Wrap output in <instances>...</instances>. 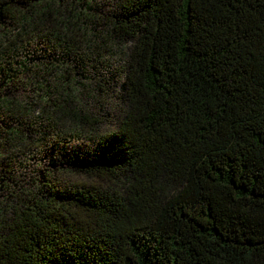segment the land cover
<instances>
[{
    "label": "trees",
    "instance_id": "obj_1",
    "mask_svg": "<svg viewBox=\"0 0 264 264\" xmlns=\"http://www.w3.org/2000/svg\"><path fill=\"white\" fill-rule=\"evenodd\" d=\"M0 264H264V0H0Z\"/></svg>",
    "mask_w": 264,
    "mask_h": 264
},
{
    "label": "rangeland",
    "instance_id": "obj_2",
    "mask_svg": "<svg viewBox=\"0 0 264 264\" xmlns=\"http://www.w3.org/2000/svg\"><path fill=\"white\" fill-rule=\"evenodd\" d=\"M97 105H98V104H95V106H96V107H97ZM79 179L85 180V179H84V178H82V177H81V178L79 177ZM93 181H98V180H93ZM96 184H99V185H101V183H100V182H96Z\"/></svg>",
    "mask_w": 264,
    "mask_h": 264
}]
</instances>
